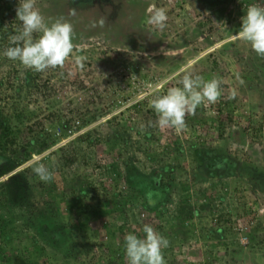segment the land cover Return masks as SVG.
<instances>
[{
  "label": "rangeland",
  "instance_id": "obj_1",
  "mask_svg": "<svg viewBox=\"0 0 264 264\" xmlns=\"http://www.w3.org/2000/svg\"><path fill=\"white\" fill-rule=\"evenodd\" d=\"M10 1L4 3L0 16L3 32L15 34L20 27L16 19L19 0ZM64 1L36 2L47 22L64 17L73 25L75 52L63 68L35 72L21 63H2L0 52V80L5 84L0 89V155L22 157L5 142L9 126L21 141L14 147L20 148L25 139L27 145L28 139L33 148L17 168L28 185L24 207L10 206L0 196V264H60L47 245L41 216H36L33 225L29 221L40 211L46 216L47 202L66 215L62 192L81 189L89 182L107 207L122 199L107 219L116 237L122 235L118 233L121 226L123 232L128 231L131 217L139 222L138 232L144 224L162 230L172 247L167 253L174 260L166 264H264V57L234 38L247 7L264 6V0H122L125 14L110 28L101 27L99 20L83 10L75 9L72 14ZM153 8L167 11L162 30L146 23ZM76 56L86 58L82 66L75 63ZM213 60L217 67L211 66ZM188 66L206 79L215 76L223 81L220 100L186 116L187 127L181 132L147 127L157 119L156 114H146L147 110L154 112L149 93L176 84L168 78ZM34 73L36 83L26 78ZM115 89L128 103L116 102ZM137 95L140 103L132 107ZM72 116L82 120V128L58 139L56 130H62ZM30 127L32 133L27 135ZM149 131L152 146L146 142ZM39 133L57 138V143L37 152ZM99 136L106 140L94 142ZM66 151L74 154L68 164L60 160ZM36 160L45 161L54 173L53 181L45 183L31 173V167L27 170ZM98 161L106 164L104 170L96 166ZM126 163L142 173L153 169L156 179L169 183L154 208L147 210L149 203L142 205V200L126 195ZM250 166L263 174L257 177L261 186L249 174ZM111 189L122 195L110 199L106 190ZM72 212L73 220H67L72 221V233H77L76 209ZM84 216L94 238L92 227L95 230L99 223ZM218 218L224 223H215ZM11 221L28 236H7L2 228ZM233 225L247 230L251 226L250 238L242 236L238 241L237 234L231 233ZM103 237L100 227L95 239ZM40 246H46L45 255ZM30 256L32 263H28Z\"/></svg>",
  "mask_w": 264,
  "mask_h": 264
},
{
  "label": "trees",
  "instance_id": "obj_2",
  "mask_svg": "<svg viewBox=\"0 0 264 264\" xmlns=\"http://www.w3.org/2000/svg\"><path fill=\"white\" fill-rule=\"evenodd\" d=\"M9 1L10 0H0V9H3L4 3L5 5H7ZM64 4L67 6V10H69L71 13L73 9H77V11L83 10L85 12H88L90 16L94 19H97V20L104 19L105 23L103 26H107L106 28H110L111 26H113L116 23L117 19L120 20V16L122 17L125 14L124 12L125 9L124 11L122 9L124 5L122 0H67V1H64ZM131 15L133 14L130 13V16ZM4 17L5 16H3V18ZM8 23L11 24V21H8ZM239 24H241V22H239ZM2 26H3V21L0 16V35H1L0 36V52L3 54L5 48L9 46H13V45H10L9 37L13 35L14 32H11L12 31L10 30L11 28L9 29L10 31L3 32ZM120 34L122 33L120 32L119 35ZM2 57L4 59L2 58L1 62L4 64L11 63L15 65L16 63L17 64L20 63L18 61L10 60L4 55ZM211 66L217 67L215 60L211 62ZM36 75L37 74L34 73L33 77L27 76L26 78L28 81L31 80L32 82L36 83ZM26 78H24V80H26ZM3 85L5 84L0 80V89ZM6 86L14 87L12 83H10V85L9 83H7ZM16 88L20 89L21 86L19 85ZM116 94H117L116 102H118L119 104L122 103V105L126 103L124 96L121 93H119V90H116ZM4 102L5 104H7L9 100H5ZM139 103L140 101H137L135 104L131 106L138 107ZM114 104L111 105L110 107H114ZM149 113L155 116V113L152 110H147L146 114H149ZM16 119L20 120V115L18 113L16 115ZM147 120H150V119H147ZM67 121L69 122H67V124H64V127H62V130H60V128L56 130V136L58 137V139L65 138L72 134L73 135L77 134V129L82 128L83 126L82 120H80V118H77V116L75 117L72 116ZM2 122L3 120H0V123ZM29 133H32V127L29 128L27 135H29ZM152 134L153 133L149 131V135L146 136V142L150 144L151 146L153 145L152 143H154ZM38 135L40 138H37V141L39 143V145L37 146V152L50 148L51 146L57 143L56 142L57 138H54L51 136H47L48 137L47 138L46 136H42L41 133H39ZM32 136L33 134L31 135L30 138H32ZM4 139H5V142L9 145V147L13 146L14 153H17V152L19 154L22 153V157L20 155H17V156L14 155L13 157H5V156L0 155V178L5 176V178L0 181V196H5L6 197L5 199L7 200V203L10 206H13V207L16 206L18 208H23L25 201L27 200L28 185H27V181L25 179L24 173L21 170H17V168L25 160L28 159L31 149H33L32 144H29L31 140L27 139L28 144L25 145L26 144V139H25V141H22V143L24 144H22L20 148L14 147L16 143H19L21 141L18 142V137L14 133L13 129L10 128V126L6 128ZM101 140H106V138L101 139L99 136L93 141L98 142ZM25 146L27 148L24 149ZM60 150L63 151V148H60ZM63 155H64V158L63 159L61 158L60 160H63L66 164L72 162L71 159H72V156H74L73 151H66L65 153L63 152ZM203 158L208 159L209 157L206 156ZM43 163L45 164V161ZM30 165L28 166L27 170L29 169ZM96 166L99 169L104 170L106 164L105 163L102 164L100 163V161H98ZM125 169H126L125 177H126V182H127V185L125 187L126 188L125 192L127 193L126 195L131 196L129 198H131L134 201L142 200L143 201L142 205L144 204V202L149 203V205L145 208L147 210H149L150 208H154L157 204L156 201L162 200L163 192L166 191L167 185L169 183H167L166 181L163 182L161 180L159 181L158 179H156V177L158 176L156 175V172L153 171V169L148 173H142L136 167H134L133 165L127 164V163H126ZM165 171H167V169H165ZM31 173L35 175V173L32 170H31ZM157 174L162 175V173H157ZM249 174L251 175V177L256 176L255 182L256 184H259V186H261L260 184L261 179L257 177H261L263 174H261L259 168L255 166H250ZM117 177H120V173H118ZM114 181H116V179ZM111 185L113 186L114 183H111ZM91 188H93V190H90ZM69 191L70 193H67V191L62 192L64 195V198L66 199V210H67L66 215L59 212V210L55 208L53 204H51L50 202H47L50 208L47 209L48 212L46 216H44L43 212L40 211L39 215L35 214V220H33V222L29 221V223L33 225V223L36 221V216L37 217L41 216V219L39 220L41 223V229L45 234L44 236L49 237L48 239H46L48 242L47 245L49 249L51 250V252L55 254L56 258L59 259L60 264H127V258H126L125 251H124L125 235L129 232H133L137 235L142 236L143 233L138 232L136 230V227L139 225L138 224L139 222L137 220H132V217H131L132 223L130 224L131 222L130 220L128 231L123 232L124 226H121L119 228L118 233H121L122 235L119 234L120 236L116 237V234L114 235L112 233L113 227L111 224L107 222V219H108V216L115 210V208L116 209L119 208L117 207L119 204L118 202H121L122 199L119 198L118 202L114 201L111 207H107V203L102 202L103 197L101 196V194L98 193V191L96 190V187H94V184L91 185L90 182L81 189H78V190L69 189ZM106 192L109 193V198L112 200L113 198L116 199L118 198L117 196L122 195V192H116L115 190L112 191V189L106 190ZM92 199H95V200L92 201ZM82 202H85V204ZM114 206L115 208L113 209ZM74 208L76 209V214H77L76 220H77V226L79 228V232L77 233L76 232L72 233V229H71L73 227V224L71 221L73 220L71 216L73 215V212L71 213V211ZM82 214H84L86 217L91 216L92 219L94 218L99 223L98 227L95 228V230L92 227V230L94 232V235H93L94 238H92L90 235V228L88 226V222H83V220H87V219L86 218L83 219L81 217ZM133 215L135 216L134 218H136V215L135 214ZM67 219H71V220H67ZM215 223L222 224L224 223V220L222 218H218L217 221H215ZM14 225L15 224L13 223V221H11L10 224L8 223L7 225L3 226L2 229L7 230V232L9 233V235L7 236L18 237L19 239L21 236L23 238L28 236V233H25L27 232L26 230L16 229ZM100 227L103 228L104 230V237L102 239L101 238L95 239ZM231 229H230L231 233L235 232L234 234H237L238 241L241 240L242 236L246 238L247 237L250 238L251 236L250 234L251 226H249V230L244 229L242 227L235 226V225H233ZM158 232L164 236L162 230H159ZM101 243L103 244L101 245ZM171 249H172L171 246L167 247L166 249L163 250V254H164L165 261L173 263L174 260L167 253ZM45 250H46V246H40L39 251L41 254L45 255ZM97 250L100 252H98ZM102 254L105 255L104 258ZM111 255H114L112 259L110 258ZM103 260L104 262L101 263ZM28 263H32L31 256L28 257Z\"/></svg>",
  "mask_w": 264,
  "mask_h": 264
},
{
  "label": "clouds",
  "instance_id": "obj_3",
  "mask_svg": "<svg viewBox=\"0 0 264 264\" xmlns=\"http://www.w3.org/2000/svg\"><path fill=\"white\" fill-rule=\"evenodd\" d=\"M36 2L19 0L16 19L20 21V27L9 37L13 46L5 48L3 55L36 72L63 68L75 52L73 25L64 17L47 22ZM167 20L166 9L153 8L146 23L153 29L162 30ZM240 20V28L234 38L247 43L258 56L264 57V6L250 4ZM98 23L102 27L105 21L100 19ZM84 59L76 56L75 63L82 66ZM168 79L177 83L167 86L166 90L159 88L149 93L152 96L150 106L157 116L156 121L148 122L149 128H172L181 132L187 127L186 116L194 115L198 107L218 102L223 95L221 79L215 76L206 79L192 66L181 67ZM234 96L235 92L230 98ZM137 97L132 105L138 101ZM125 101L128 103L127 99ZM140 130L145 131V125L142 124ZM30 167L41 181L48 183L54 180V173L42 161L36 160ZM142 232V236L129 232L124 237L127 264H166L163 250L169 246L168 239L150 224H144Z\"/></svg>",
  "mask_w": 264,
  "mask_h": 264
}]
</instances>
